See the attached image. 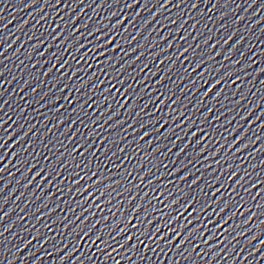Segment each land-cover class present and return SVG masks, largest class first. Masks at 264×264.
Here are the masks:
<instances>
[{
	"label": "water",
	"instance_id": "water-1",
	"mask_svg": "<svg viewBox=\"0 0 264 264\" xmlns=\"http://www.w3.org/2000/svg\"><path fill=\"white\" fill-rule=\"evenodd\" d=\"M262 69L264 0H0V264H264Z\"/></svg>",
	"mask_w": 264,
	"mask_h": 264
},
{
	"label": "snow or ice",
	"instance_id": "snow-or-ice-1",
	"mask_svg": "<svg viewBox=\"0 0 264 264\" xmlns=\"http://www.w3.org/2000/svg\"><path fill=\"white\" fill-rule=\"evenodd\" d=\"M33 2H35V0H33ZM136 2H137V0H133V3H136ZM167 2L170 3L171 0H167ZM129 6L131 7V5H129ZM125 19H126V18H125ZM115 39H116V37L113 36V37H112V40H115ZM65 43H67V42H65ZM109 43H111V41H109ZM81 47H83V45H81ZM119 47H120V45H116V48H119ZM116 48H114L113 51H115ZM185 51H187V49H185ZM181 55H183V53H181ZM57 63H59V61H57ZM50 71H51V70H50ZM261 71H264V69H262ZM216 83L219 84V83H220V80H217ZM214 89H215V85H213V87H212L211 89H209V90L205 93V95H206V96L209 95L212 91H214ZM197 134H198V133L194 134V137H195V135H197ZM185 150H186V149H184V150H182V151H185ZM157 151H159V149H157ZM98 170H99V169H97V171H98ZM0 171H2V170H0ZM41 171H42V170H41ZM177 171H179V169H177ZM37 175H40V173L37 172ZM188 175H191V173H189ZM184 179H187V176H185ZM230 179H231V177H230ZM193 183H194V184H195V183H198V181H193ZM226 183H227V182H226ZM262 183H264V181H262ZM90 187H91V186H90ZM237 187H239V185H237ZM104 191L107 192L108 189L105 188ZM181 191H183V190H181ZM161 195H163V193H161ZM221 199H222V198H221ZM179 202H180V201L177 200V201H174L173 204H178ZM216 202L219 203V201H216ZM192 203L195 204L196 201L193 200ZM172 206H173V205H169V207H172ZM189 207H191V205H189ZM136 210L139 211V208H137ZM185 211H187V209H185ZM197 211H200V209L193 208V212H197ZM133 218H134V217H133ZM229 219H231V217H229ZM135 227H139V225L137 224V225H135ZM184 227L186 228V227H187V224H185ZM122 231H125V232L128 231V227H127V225L124 227V229H123ZM145 231H146V230H145ZM159 231H160V228L158 227V228H157V232H159ZM196 231H197V229H195V228H193L191 231H189L188 234H187V236L185 237L183 243H186L187 240H188L189 238H191V237L194 235V233H195ZM144 234H145L144 232H138V233H134L133 236H136V235H144ZM133 236H129V237L127 238V240L125 241V243H127V242L130 241V240H132V239H133ZM98 239H99V237H98ZM162 239H163V237H162ZM173 242H174V241H173Z\"/></svg>",
	"mask_w": 264,
	"mask_h": 264
}]
</instances>
